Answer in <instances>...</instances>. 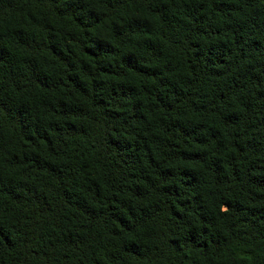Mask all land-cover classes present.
Instances as JSON below:
<instances>
[{
  "label": "trees",
  "instance_id": "1",
  "mask_svg": "<svg viewBox=\"0 0 264 264\" xmlns=\"http://www.w3.org/2000/svg\"><path fill=\"white\" fill-rule=\"evenodd\" d=\"M0 264H264V0H0Z\"/></svg>",
  "mask_w": 264,
  "mask_h": 264
}]
</instances>
